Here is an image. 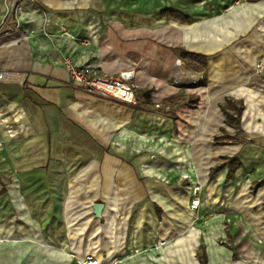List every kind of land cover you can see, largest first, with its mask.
I'll use <instances>...</instances> for the list:
<instances>
[{
    "label": "crops",
    "instance_id": "0c3cea01",
    "mask_svg": "<svg viewBox=\"0 0 264 264\" xmlns=\"http://www.w3.org/2000/svg\"><path fill=\"white\" fill-rule=\"evenodd\" d=\"M14 1L0 0V25L11 11L0 69L25 81L0 82V264H79L89 253L115 264H264V182L251 193L264 181V0ZM179 50L205 55L207 68ZM65 56L101 75L133 71L138 103L77 88ZM180 90L197 104L175 118L152 107ZM226 98L242 101L241 133L224 123ZM224 157L241 166L210 177ZM56 163L46 177L62 174L63 196L43 187L42 218L32 179Z\"/></svg>",
    "mask_w": 264,
    "mask_h": 264
},
{
    "label": "built area",
    "instance_id": "2783aa9c",
    "mask_svg": "<svg viewBox=\"0 0 264 264\" xmlns=\"http://www.w3.org/2000/svg\"><path fill=\"white\" fill-rule=\"evenodd\" d=\"M17 1L22 0H15L14 2L16 3ZM28 1L30 3L37 2V0ZM10 14L11 11L3 19L0 29L7 23ZM85 44H88L87 41H85ZM177 61L181 62L180 59ZM62 62L69 72L71 83L87 94L131 105H136L138 103L137 94L133 85V71L123 70L118 72L116 75H101L93 66L76 65L69 56H65ZM24 81V76L18 72L0 69V82H16L23 84ZM199 188L200 185H196L194 188L195 195L190 202L191 209H197L199 206L200 198L197 196ZM115 262L116 261L114 259L104 260L89 253L80 259L79 264H115Z\"/></svg>",
    "mask_w": 264,
    "mask_h": 264
},
{
    "label": "rangeland",
    "instance_id": "374dc122",
    "mask_svg": "<svg viewBox=\"0 0 264 264\" xmlns=\"http://www.w3.org/2000/svg\"><path fill=\"white\" fill-rule=\"evenodd\" d=\"M186 65H188L189 63L185 62ZM190 65V64H189ZM200 67V66H199ZM201 68V67H200ZM205 80L201 77V81L198 82V83H195V85L199 84L198 85V88L199 89H202L203 88V84H204ZM174 82H172L173 84ZM175 84V83H174ZM154 89L152 88H149V91L150 93L153 92ZM141 94V93H140ZM195 94H189V96L186 94L183 93L182 90H180L179 92H176L175 94L173 95H170L169 97H166V98H163L162 100L158 101L157 104L156 102L152 103V107L155 108V109H158V110H163V111H168L170 112L171 114H169L171 117L175 116L176 117V113L174 112L176 110L177 107L181 106V105H184L186 104V101L188 100V98L190 97H194ZM232 100V99H231ZM149 101V100H148ZM234 102V104L236 103V105H242V101H239V100H232ZM144 105V104H143ZM223 105L224 107H227L230 109V104L228 103V99L226 98L225 101L221 104ZM232 111V110H231ZM174 117V118H175ZM242 132V129L241 128H237V130L235 129L233 131V133H241ZM49 169L51 171H53L54 169L56 171H60L62 170V167L59 166L57 163L54 165H49L48 167L47 166H40L39 168H37L36 170L38 171V174L36 175V177H34L32 180L34 182V184H36L38 187H40V195H37L39 196L41 199L43 198V201H40L38 204H36V208L35 210L37 211V214L39 217H42V218H45V216H47V206H48V199H47V195H45L46 193H43L42 190H43V187L44 186H49V182H50V185L52 186H56V190H55V199H59L61 198L63 195L60 193V190H61V187L60 186H63L64 184V178L62 176V174H58L56 176V178H51V177H46L47 175V172H49ZM63 169H67L65 167H63ZM50 171V172H51ZM30 178H27V180L29 181ZM31 180V179H30ZM194 188H195V184L192 186V193H193V196L195 195V191H194ZM50 194L52 193V190H50ZM200 193V190L197 191V194ZM251 193L252 194H255V188H251ZM53 197V195H51ZM50 196V199L52 200V203L54 201V198H51ZM198 197H200V195H198ZM45 199V200H44ZM253 199V198H251ZM56 208V212L59 213V205L56 204L55 206ZM49 214H50V218L53 217V214H52V211H51V207L49 209ZM81 212L79 211H73L72 212V217L73 218H77V217H82L81 215ZM59 215L56 216V222L58 223L59 222V219L57 218ZM201 249H203V246L202 244L200 243V250H199V258H200V261H203L202 260V255H201Z\"/></svg>",
    "mask_w": 264,
    "mask_h": 264
},
{
    "label": "trees",
    "instance_id": "16d2710c",
    "mask_svg": "<svg viewBox=\"0 0 264 264\" xmlns=\"http://www.w3.org/2000/svg\"><path fill=\"white\" fill-rule=\"evenodd\" d=\"M163 13H166L170 16H173L175 18H179V19H183V20H188L187 17L182 16L181 14L175 12V11H168V10H164ZM179 55L181 57H183L186 61L193 63L195 65H198L201 67V69L205 70L207 68V57L205 55H201V54H196V53H190L184 50H179L178 51ZM138 97V96H137ZM140 98H143L145 100H147L146 98H144L143 95L140 96ZM228 99V103L230 104V109L227 107H224L223 105H220L221 110L223 111V113L225 114V119H224V123L227 126H230L234 129L237 130V128H241L240 126V122H241V113H242V109L243 106L240 105H236V103L234 104V102ZM198 102V97L194 96V97H190L187 100V104L190 107H194ZM232 110V111H231ZM164 113L167 114H171L168 111H163L160 110ZM175 116H173L174 118ZM221 131V135H215L214 136V143L215 144H221L223 142V140L226 138L225 134H226V130L224 127L220 128ZM223 162L212 167L210 169V173L209 176L212 177L222 166L227 165L228 167V177L232 178L234 176V172L241 166L240 160L237 157H224L223 158ZM264 181H260L257 183V185L254 187L256 188L257 186H260ZM4 192V188L0 191V195Z\"/></svg>",
    "mask_w": 264,
    "mask_h": 264
},
{
    "label": "water",
    "instance_id": "95a60500",
    "mask_svg": "<svg viewBox=\"0 0 264 264\" xmlns=\"http://www.w3.org/2000/svg\"><path fill=\"white\" fill-rule=\"evenodd\" d=\"M103 206H104L103 203L100 202H95L92 204V210L95 217L101 218Z\"/></svg>",
    "mask_w": 264,
    "mask_h": 264
}]
</instances>
